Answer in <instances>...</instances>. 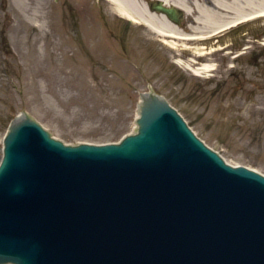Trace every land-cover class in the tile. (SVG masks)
Returning a JSON list of instances; mask_svg holds the SVG:
<instances>
[{"label":"water","instance_id":"1","mask_svg":"<svg viewBox=\"0 0 264 264\" xmlns=\"http://www.w3.org/2000/svg\"><path fill=\"white\" fill-rule=\"evenodd\" d=\"M140 97L119 143L64 144L26 112L12 122L0 264H264V175L227 163L153 89Z\"/></svg>","mask_w":264,"mask_h":264},{"label":"rangeland","instance_id":"2","mask_svg":"<svg viewBox=\"0 0 264 264\" xmlns=\"http://www.w3.org/2000/svg\"><path fill=\"white\" fill-rule=\"evenodd\" d=\"M75 10L114 8L106 0H0V162L8 127L23 112L64 144L119 143L135 131L140 95L152 87L227 163L264 175V22L208 43L207 51L222 49L210 56L216 69L199 77L175 62L192 54L135 22L122 24L117 41L105 29L85 57L70 41Z\"/></svg>","mask_w":264,"mask_h":264},{"label":"bare ground","instance_id":"3","mask_svg":"<svg viewBox=\"0 0 264 264\" xmlns=\"http://www.w3.org/2000/svg\"><path fill=\"white\" fill-rule=\"evenodd\" d=\"M107 1L113 6V13L118 11L136 24L144 25L167 47L192 54L187 60L177 58L175 62L199 77L209 76L216 69L210 56L222 49L207 51L208 43L220 42L245 25L264 22V0H161L164 6L181 12L187 24L176 23L166 14L151 10L143 0Z\"/></svg>","mask_w":264,"mask_h":264},{"label":"flooded vegetation","instance_id":"4","mask_svg":"<svg viewBox=\"0 0 264 264\" xmlns=\"http://www.w3.org/2000/svg\"><path fill=\"white\" fill-rule=\"evenodd\" d=\"M149 1L150 0H148V2ZM150 8L155 11L153 3H150ZM111 13L113 14V17L106 16ZM105 14L106 13L102 15L99 14V16H89L88 11L75 10L68 16L70 23L73 25L70 29V41H73L76 46L78 45L77 48L79 47L87 58L90 56L94 45L103 43L105 29H108V35L117 41V34L122 30V26H124L122 24L128 26L129 22H133L122 16L118 11L117 13L110 12V14ZM165 84L170 85L171 80H167ZM175 87V85L172 86V88ZM175 92L179 91L177 90Z\"/></svg>","mask_w":264,"mask_h":264}]
</instances>
